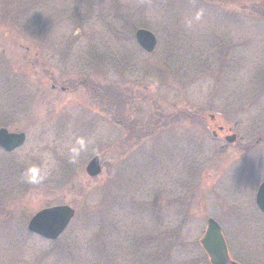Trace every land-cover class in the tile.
Instances as JSON below:
<instances>
[{
    "label": "rangeland",
    "instance_id": "1",
    "mask_svg": "<svg viewBox=\"0 0 264 264\" xmlns=\"http://www.w3.org/2000/svg\"><path fill=\"white\" fill-rule=\"evenodd\" d=\"M1 127L27 138L0 148V264H212L209 218L264 264V0H0ZM77 136L94 143L70 164ZM63 204L58 239L28 230Z\"/></svg>",
    "mask_w": 264,
    "mask_h": 264
},
{
    "label": "water",
    "instance_id": "2",
    "mask_svg": "<svg viewBox=\"0 0 264 264\" xmlns=\"http://www.w3.org/2000/svg\"><path fill=\"white\" fill-rule=\"evenodd\" d=\"M135 37L145 51L151 53L157 46L156 35L146 28H139L135 32ZM212 118L214 116H211ZM219 129H223L220 127ZM214 134H217L214 131ZM229 143H234L237 139L235 133L225 135ZM26 141V133L23 131H9L5 127L0 128V147L11 152L21 147ZM102 171L100 158L94 156L86 166V173L90 177L99 175ZM256 203L259 209L264 213V181L260 184ZM75 209L67 204L56 205L39 210L28 222V229L47 239H57L67 228L75 216ZM201 244L210 257L212 264H240L235 260H230L228 246L221 230L220 224L214 219L209 218Z\"/></svg>",
    "mask_w": 264,
    "mask_h": 264
},
{
    "label": "clouds",
    "instance_id": "3",
    "mask_svg": "<svg viewBox=\"0 0 264 264\" xmlns=\"http://www.w3.org/2000/svg\"><path fill=\"white\" fill-rule=\"evenodd\" d=\"M199 15L197 16V19ZM92 138L77 136L73 143L68 147V162L76 164L83 152L88 151L89 146L93 144ZM47 178V173L42 172L40 166L36 164L28 165L22 174V180L29 185H39Z\"/></svg>",
    "mask_w": 264,
    "mask_h": 264
},
{
    "label": "flooded vegetation",
    "instance_id": "4",
    "mask_svg": "<svg viewBox=\"0 0 264 264\" xmlns=\"http://www.w3.org/2000/svg\"><path fill=\"white\" fill-rule=\"evenodd\" d=\"M221 131H224V128H223V129H221Z\"/></svg>",
    "mask_w": 264,
    "mask_h": 264
}]
</instances>
